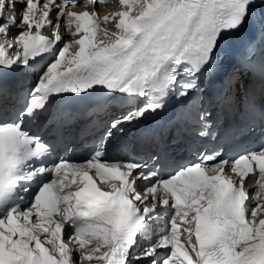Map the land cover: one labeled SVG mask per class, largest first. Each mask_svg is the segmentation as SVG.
<instances>
[{"label":"snow or ice","instance_id":"obj_1","mask_svg":"<svg viewBox=\"0 0 264 264\" xmlns=\"http://www.w3.org/2000/svg\"><path fill=\"white\" fill-rule=\"evenodd\" d=\"M110 2L0 0V264H264V142L233 156L146 130V159L110 152L173 101L200 138L241 132L208 123L217 80L223 109L264 137V58L251 41L237 64L226 56L248 30L264 35V0H114L101 12ZM21 69L36 71L26 89ZM99 114L87 155L53 158L50 134L82 122L87 133Z\"/></svg>","mask_w":264,"mask_h":264},{"label":"bare ground","instance_id":"obj_2","mask_svg":"<svg viewBox=\"0 0 264 264\" xmlns=\"http://www.w3.org/2000/svg\"><path fill=\"white\" fill-rule=\"evenodd\" d=\"M114 8H115V2H114V0H112V2L109 3L108 7L101 8L100 11L101 12H108V11L113 10ZM19 72L21 73L22 72V69ZM20 77H21V82L22 83L27 82V81L30 80L29 78H25L23 76V73L20 74Z\"/></svg>","mask_w":264,"mask_h":264}]
</instances>
